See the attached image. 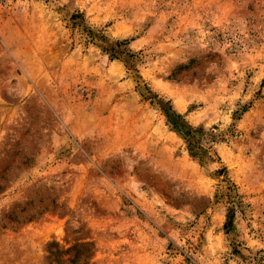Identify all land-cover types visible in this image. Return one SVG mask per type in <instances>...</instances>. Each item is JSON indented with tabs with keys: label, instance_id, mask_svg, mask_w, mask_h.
Here are the masks:
<instances>
[{
	"label": "rangeland",
	"instance_id": "obj_1",
	"mask_svg": "<svg viewBox=\"0 0 264 264\" xmlns=\"http://www.w3.org/2000/svg\"><path fill=\"white\" fill-rule=\"evenodd\" d=\"M0 264H264V0H1Z\"/></svg>",
	"mask_w": 264,
	"mask_h": 264
},
{
	"label": "trees",
	"instance_id": "obj_2",
	"mask_svg": "<svg viewBox=\"0 0 264 264\" xmlns=\"http://www.w3.org/2000/svg\"><path fill=\"white\" fill-rule=\"evenodd\" d=\"M120 44H123V42H118L117 43V45H120ZM106 50H110L111 51V54L114 56V55H116L117 54V51L115 50V49H106ZM188 133V132H187ZM189 134V133H188ZM191 145V152H192V155H194V156H196V155H198L199 153H198V151H196L195 150V148H194V146L192 145V144H190Z\"/></svg>",
	"mask_w": 264,
	"mask_h": 264
},
{
	"label": "built area",
	"instance_id": "obj_3",
	"mask_svg": "<svg viewBox=\"0 0 264 264\" xmlns=\"http://www.w3.org/2000/svg\"><path fill=\"white\" fill-rule=\"evenodd\" d=\"M1 1V0H0Z\"/></svg>",
	"mask_w": 264,
	"mask_h": 264
}]
</instances>
